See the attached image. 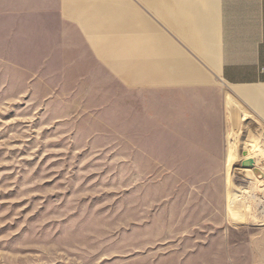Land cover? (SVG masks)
I'll return each mask as SVG.
<instances>
[{
    "label": "rangeland",
    "instance_id": "obj_1",
    "mask_svg": "<svg viewBox=\"0 0 264 264\" xmlns=\"http://www.w3.org/2000/svg\"><path fill=\"white\" fill-rule=\"evenodd\" d=\"M10 32L0 28V264H264V216L236 179L245 167L260 189L264 172L225 158L228 139L230 155L247 130L264 137L236 88L87 108L72 72H38Z\"/></svg>",
    "mask_w": 264,
    "mask_h": 264
},
{
    "label": "crops",
    "instance_id": "obj_2",
    "mask_svg": "<svg viewBox=\"0 0 264 264\" xmlns=\"http://www.w3.org/2000/svg\"><path fill=\"white\" fill-rule=\"evenodd\" d=\"M6 27L38 72H72L74 102L87 108L112 94L123 107L138 93L218 94L220 80L264 131V0H0Z\"/></svg>",
    "mask_w": 264,
    "mask_h": 264
},
{
    "label": "bare ground",
    "instance_id": "obj_3",
    "mask_svg": "<svg viewBox=\"0 0 264 264\" xmlns=\"http://www.w3.org/2000/svg\"><path fill=\"white\" fill-rule=\"evenodd\" d=\"M244 131V130H243ZM248 131L250 132V129L249 130H247V132H245V134L244 133H242L243 134V136H245L246 137V140L244 141V146H241V150H240V152H235V151H233L232 150V152H230V153H232V156H231V158H233V159H236L235 158V156L236 157H242V159H248V158H250V159H252V164L251 165H253V166H255L256 168H258V170L261 172V173H263L264 172V137H261L260 139H259V136H258V141H255V139L254 138H252V137H250L249 136V133H248ZM240 133V132H239ZM240 135H238L237 134V137L234 139L235 141H234V145L235 146H237V141H238V137H239ZM262 136V135H261ZM244 137V138H245ZM254 137V136H253ZM257 137V136H256ZM252 138V139H251ZM240 140V139H239ZM243 140V139H242ZM257 142V143H259L260 145H261V147L263 148L262 150H259V151H254V152H252L251 154H249L248 156H246V155H244L243 156V151H244V149L248 146V145H250L252 142ZM243 142V141H242ZM235 149H236V147H235ZM234 149V150H235ZM243 161V160H242ZM262 161V162H261ZM250 167V166H249ZM248 167V168H249ZM243 168H245V167H243ZM243 168H240L241 170H240V172H239V175H238V177H236V179H237V181H239L240 183L242 182H244V184L246 183V185L248 184V185H251L250 186V193H248V195H249V198H250V201H254V204H255V208H256V210H257V212H258V214L259 215H261V216H264V188H258L257 189V187H258V184H257V182L258 181H260L259 179H258V177H257V173H255V174H257V175H254L252 172V170H249V169H243ZM235 175H236V173H234ZM247 175H249L250 176V178L249 179H247ZM260 178H263L262 180H261V182H262V184L264 185V175H263V177H260ZM260 183V182H259ZM264 187V186H263ZM260 191V192H257V191Z\"/></svg>",
    "mask_w": 264,
    "mask_h": 264
},
{
    "label": "water",
    "instance_id": "obj_4",
    "mask_svg": "<svg viewBox=\"0 0 264 264\" xmlns=\"http://www.w3.org/2000/svg\"><path fill=\"white\" fill-rule=\"evenodd\" d=\"M241 164H242L243 166H247V167H249V166H251V164H252V159H250V158L245 159V160H243V161L241 162Z\"/></svg>",
    "mask_w": 264,
    "mask_h": 264
}]
</instances>
